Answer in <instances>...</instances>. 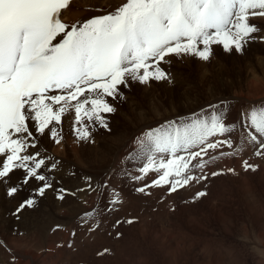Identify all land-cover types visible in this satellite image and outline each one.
<instances>
[{
    "label": "snow or ice",
    "instance_id": "6c2138e0",
    "mask_svg": "<svg viewBox=\"0 0 264 264\" xmlns=\"http://www.w3.org/2000/svg\"><path fill=\"white\" fill-rule=\"evenodd\" d=\"M70 3L0 0V184L8 197L20 190L19 185L10 183V174L16 170L23 171V184L31 179L42 182L37 195L44 196L52 188L42 171L46 160L39 151L29 153L30 148H37L29 122H35L40 135L47 129L59 144V133L50 126L61 124L62 115L74 109L73 130L78 140L87 141L90 128L108 129L105 114L115 113L116 108L106 98L124 99L120 86L171 83V74L162 65L170 64L167 57L172 55L207 62L214 45L225 52L242 53L257 39L253 34L260 31L250 19L264 17V0H126L113 12L69 26L62 22L61 12ZM241 119H246L253 131L239 142L233 138L236 123L227 122L219 109L210 117L170 121L144 133L136 141L138 151L130 157L142 164L138 174H128V178L134 184L149 174L156 178L135 191L151 195L150 188L167 187L171 195L207 180L209 175H224L223 171L209 173L205 169L222 158L239 157L248 148L254 156L264 158V105L253 106ZM242 167L245 172H255L258 165L245 159ZM55 168L52 164L49 171ZM227 171L237 174L232 168ZM85 179L90 189L91 177ZM108 186L106 180L102 187ZM58 191L57 198L63 200L66 190ZM206 195L199 191L194 200ZM110 203L115 211V206L123 203L120 193L113 190ZM34 204V199H28L17 212ZM95 215L94 211L85 212L82 222L96 223ZM123 222L134 223L132 219ZM121 223L117 220L113 228Z\"/></svg>",
    "mask_w": 264,
    "mask_h": 264
},
{
    "label": "bare ground",
    "instance_id": "6f19581e",
    "mask_svg": "<svg viewBox=\"0 0 264 264\" xmlns=\"http://www.w3.org/2000/svg\"><path fill=\"white\" fill-rule=\"evenodd\" d=\"M104 2L116 6L126 0ZM101 5L100 0H75L62 11V16L68 25L73 24L69 21L82 16L88 8H101ZM258 28L260 31L253 34L257 39L249 42L242 53L233 50L225 54L235 74L244 77L245 89L236 88L233 81H229V73L219 72L215 67L208 71L211 72L209 75L203 74L194 81L183 72L179 76L182 67L176 69V64L168 65L164 69L171 74L170 84L177 86L170 89L165 88L169 85L166 81H151V92L145 85L135 83V89L139 90L138 101L130 117L135 126L125 124V130L120 131L118 122H114L108 136L111 146L108 154L101 157L98 151L83 153L81 162H85L86 169L66 160L58 163L51 154L66 151L63 147L67 145L66 134L70 130L63 123H66L64 115L61 124L53 122L50 126H55L57 131L64 129V139L61 136L59 144L51 138L49 131L40 135L33 126L35 122H29L37 143V148H30L29 153L39 151L41 158L47 160V167L56 164L57 171L46 174L52 188L47 189L44 196L36 194L42 182L31 179L28 184L22 183V170L10 174L11 185L20 188L14 197H8L5 187L0 184V264H219L225 261H229L226 264H264L263 258L260 259L264 254L261 253L264 252V158L254 156L252 148L239 157L222 158L205 169L209 173L223 171L224 175H209L208 181L192 183L171 195L167 187L150 188L151 195L135 191L138 186L150 184L156 178L155 174H149L140 184H134L128 178V174H138L137 169L142 164V161L130 159L138 151L137 139L170 121L190 122L210 117L219 109L224 111L227 122L237 125L233 134L235 142L253 131L241 117L253 106L264 105V39H259L264 37V24ZM218 51H224L222 46L214 45L213 52ZM248 74L252 78H248ZM132 87L131 84L130 89ZM160 87L165 95L161 94ZM120 88L124 92L125 87ZM201 89L202 93L211 90L204 96L197 93ZM155 92L170 100L166 111L162 99L153 96ZM133 100L134 96L127 95V100L112 105L119 113V105H130ZM144 100H149L148 110L143 109ZM161 111L165 113L159 115ZM152 114L156 118H148ZM115 142H119L118 145ZM62 155L67 156L66 153ZM100 158H106V161ZM245 159L258 165L257 171L245 172L242 167ZM229 168L235 169L237 174L228 173ZM86 177H91L90 189ZM217 179L223 180L225 185L221 193L210 200L202 216L186 214L181 220L177 219L179 212L184 211L183 204L187 205L189 198ZM106 180L109 183L107 189L102 187ZM85 188V193L80 191ZM59 189L66 190L63 200L57 198ZM113 190L120 193L123 200L115 206V211L110 203ZM28 199H34L35 204L25 206L16 216V210ZM89 211L96 213V223L82 222L83 214ZM128 219L134 223L123 222ZM117 220L122 223L113 228ZM89 225L95 230H90ZM117 233L121 235L117 237ZM248 235L252 236L253 248L241 240Z\"/></svg>",
    "mask_w": 264,
    "mask_h": 264
},
{
    "label": "rangeland",
    "instance_id": "374dc122",
    "mask_svg": "<svg viewBox=\"0 0 264 264\" xmlns=\"http://www.w3.org/2000/svg\"><path fill=\"white\" fill-rule=\"evenodd\" d=\"M100 3H102L101 8H98V7H95V9L88 8L87 10L84 11L86 13H84L82 16H79L78 18L76 16L72 20L73 22H71V21H69V22L74 23V21L76 19V21H79V24H81V23H83V22H85L88 19H91L93 17L102 16V15H106L110 12H113V11H115V9L117 7L122 5V4H118L116 6H108V4L106 2H104V0H100ZM86 18H88V19H86ZM260 18L264 19V17H255V18L250 19L251 24L256 25L257 27L261 26V24H264V21H261V22H255L254 21V20L260 19ZM69 25H72V24H69ZM259 39H260V37H259ZM226 53L227 52H224V51H218L217 53L213 52V55L210 58V61H207V62L202 61V60H200L194 56H182L180 58H177L174 55L172 57V59H170L171 63L170 64H163L162 67L167 68L168 65H172V64L175 65L176 64L177 65V66H175V67H177L176 69H180L182 67L179 71V76H182L181 72H183L185 75H188L189 77H193L194 81H197V78H201L203 76V74L205 75L206 73H208V75H209L211 72H208V71L212 67H215L219 72L220 71H223L225 73L228 72L229 73V81H233L236 88L245 89L244 77H241V76H238L235 74L236 72L234 70H232L233 67L231 65V62L228 60L229 58L225 55ZM188 57H189V59H187ZM262 58H264V57H262ZM185 59L187 61H185ZM224 60H228V61H224ZM263 62H264V60H263ZM172 69H173V73H174L175 69L174 68H172ZM249 77H251V74L250 75L248 74V78ZM131 84L133 85L132 89H130V87H127L124 89V92H122V93H123V96H125L124 99H126V100H127V95L134 96L133 102L130 105H127V104L125 105L124 103H122V104L120 103L121 105H119L120 108L118 109L119 113H118V111H116L113 114H105L106 119L108 121V129L106 130V129L101 128L99 126H95L94 129L90 128L89 130L91 131V137L87 141L78 140L77 136L73 130V122L75 120V112H73L74 109H70V110H68V112L63 114L66 118V123H65V121L63 123H64V125L66 124L68 126L70 133L69 132H68V134L65 133L67 135L68 141H67V145H64V147H63L66 150L63 153H66L67 156H63L62 155L63 153H55V152L51 153L53 158L58 159V163H61L62 160H66L69 163L75 164V166H80V168L82 170L86 169V168H84L85 166H83L85 164V162L84 161L81 162V159L83 158V153H85V152H89V153L91 152L92 153V151H98V153L100 154L101 157L104 156V154H108V147L109 148L111 147L109 144V141H108L109 140L108 136L111 135L109 132L113 128L112 124H114V122H116V123L118 122L117 128L120 131L123 129L125 130V124L128 126H132V127L135 126V123H133L130 120V117L132 114V109L136 108V103L138 101L137 100L138 99L137 92L139 94V90H136L137 88L135 89V83H131ZM131 84H130V86H131ZM145 86L151 92L153 91L150 88L149 84H147ZM171 86L175 87V86H177V84H170L169 83V85L165 86V88L170 87V89H172ZM210 90H206L202 93V89H201V92L198 91L197 93H202V94H204V96H208V94L210 93ZM160 92L162 95H165L164 91L162 90V87H160ZM153 96L156 98L158 97V98L162 99L163 107L165 108V111H166V107L168 106L170 100L164 99L163 96H161L158 92L157 93L155 92V94H153ZM106 99L111 104L116 103V101L119 102V100H120V99H118V100L113 101L111 97H107ZM73 103H75V102H73ZM144 103H145V106L143 107V109L148 110L149 109V105H148L149 100H144ZM56 107H59V106H56ZM167 109L169 110V107ZM168 110H167V112H168ZM165 111H161L159 113V115H163L165 113ZM140 112H142V111H140ZM69 116H70V118H69ZM148 118H156V116L152 114V115H148ZM70 127H72V128H70ZM71 130H73V131H71ZM46 131H48V130H45V132ZM58 133H59V137L62 136V140H63L64 139V129H59ZM112 143H113V141H112ZM118 143L119 142H117L116 145H118ZM95 145H96V147H95ZM46 150H48V149H46ZM48 151L51 152V150H48ZM100 160L106 161V158H104V159L100 158ZM81 163H83V164H81ZM46 168H47V166H46ZM75 168H77V167H75ZM43 172H44V174H48L47 170H44ZM206 182H204V183H206ZM224 185H225V182L223 180H220V179L212 180L211 182H209L205 187H203L200 190V191L206 192L207 195L200 198L199 200H194L195 196H193L192 198H189L187 205L183 204L184 211L179 212V214L177 215V219L181 220L182 217H184L186 214L193 215L191 217L202 216V214H203L204 210L207 208L210 200L212 198L218 196L221 193ZM86 191H87V189L85 188L84 191H82V192L85 193ZM65 196H66V194H65ZM19 214L20 213L17 212V210H16V216H19ZM209 222H212V221H209ZM241 240L248 242L252 246V248L254 247V243H253L251 235L250 236L248 235L247 238H241ZM262 250H264V249L262 248ZM261 253H264V252H261ZM260 259H262L264 261V254H263V256H261ZM228 262L225 261V263L223 262V263H219V264H226ZM211 264H213V263L211 262Z\"/></svg>",
    "mask_w": 264,
    "mask_h": 264
}]
</instances>
